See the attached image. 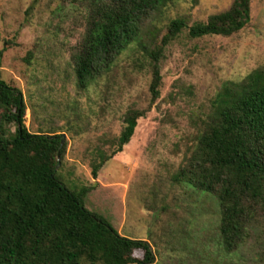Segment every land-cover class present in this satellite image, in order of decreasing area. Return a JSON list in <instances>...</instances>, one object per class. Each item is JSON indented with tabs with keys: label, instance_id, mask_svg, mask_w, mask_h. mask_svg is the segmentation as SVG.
<instances>
[{
	"label": "rangeland",
	"instance_id": "374dc122",
	"mask_svg": "<svg viewBox=\"0 0 264 264\" xmlns=\"http://www.w3.org/2000/svg\"><path fill=\"white\" fill-rule=\"evenodd\" d=\"M234 1L172 0L146 20L152 36L145 40L154 35L161 45L174 19L207 22ZM249 3V22L231 35L194 38L184 28L162 44L154 98L155 67L136 44L88 87L79 86L72 56L86 34L92 0H0V78L23 92L26 126L62 135L58 176L75 192L88 187L85 206L122 236L147 240L153 264H264V213L244 242L228 250L218 199L180 175L191 166L198 117L223 83L264 71V0ZM130 110L143 116L112 156ZM16 127L9 125L13 133ZM102 155L111 157L94 178L92 166ZM130 256L142 259L144 251H126L118 264H129ZM74 264L103 263L86 257Z\"/></svg>",
	"mask_w": 264,
	"mask_h": 264
},
{
	"label": "trees",
	"instance_id": "16d2710c",
	"mask_svg": "<svg viewBox=\"0 0 264 264\" xmlns=\"http://www.w3.org/2000/svg\"><path fill=\"white\" fill-rule=\"evenodd\" d=\"M171 1L92 0L86 34L72 56L79 86L88 87L136 44L155 67L150 85L155 98L162 44L184 28L194 38L227 36L250 20L249 0H235L207 22L188 26L185 18H176L161 45L154 35L148 43L145 37L152 31L146 33L144 23ZM26 109L23 92L0 78V264H74L86 257L118 264L134 249L144 256H130L129 264H153L147 240L122 236L107 218L85 206L88 187L75 192L58 176V157L65 151L62 135L30 132ZM141 116L137 110L127 113L112 156L130 142ZM198 121L191 166L180 175L218 199L223 245L231 250L248 237L259 211L264 213V71H255L245 82H224ZM110 157L92 166L94 178Z\"/></svg>",
	"mask_w": 264,
	"mask_h": 264
}]
</instances>
